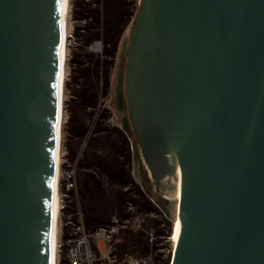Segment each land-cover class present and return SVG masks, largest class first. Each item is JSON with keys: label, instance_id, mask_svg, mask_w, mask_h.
<instances>
[{"label": "water", "instance_id": "95a60500", "mask_svg": "<svg viewBox=\"0 0 264 264\" xmlns=\"http://www.w3.org/2000/svg\"><path fill=\"white\" fill-rule=\"evenodd\" d=\"M140 1L130 98L181 141L171 263L264 264V0ZM60 10L61 0H0V264H51Z\"/></svg>", "mask_w": 264, "mask_h": 264}, {"label": "trees", "instance_id": "16d2710c", "mask_svg": "<svg viewBox=\"0 0 264 264\" xmlns=\"http://www.w3.org/2000/svg\"><path fill=\"white\" fill-rule=\"evenodd\" d=\"M140 3L139 0H69L68 3L62 125V148L66 147L67 153L61 156V202L66 204V211L74 210V202L64 196L68 193L75 197L73 191H66L65 170L77 162L78 171L94 172L85 174L87 190L82 191V177L80 185L89 232L109 224L112 216L144 219L140 227L125 228L113 240L112 249L120 262H125L127 257H153V251L160 248L150 243L148 233L150 226L155 225L150 216L160 214L159 203L134 179L128 137L122 129L107 122L111 114L103 108L102 100L111 87L122 38L132 25ZM96 42L101 43L99 52L94 50ZM82 145L85 152L80 157ZM61 227L56 264L67 263L66 233ZM156 235L170 240L173 227L170 225L166 234L158 228ZM153 258L156 264H170L172 260L170 253L165 258L158 255Z\"/></svg>", "mask_w": 264, "mask_h": 264}, {"label": "built area", "instance_id": "2783aa9c", "mask_svg": "<svg viewBox=\"0 0 264 264\" xmlns=\"http://www.w3.org/2000/svg\"><path fill=\"white\" fill-rule=\"evenodd\" d=\"M94 50L98 52L101 51V43L96 42ZM107 122L113 124V118L110 117ZM80 181L78 164L76 162L70 168L65 170L66 191H73L75 197H70L68 193L64 196L66 198L69 197V199L74 202L73 211L65 210L67 206L66 204H62L61 194L58 188L59 212L57 236H59L60 227H64L66 233V264H122L118 256L113 252L112 242L119 235L121 230L131 227L138 228L142 225L144 219L140 216L126 219L112 216L109 224L98 226L95 231L89 232L86 227L85 216L81 205ZM128 207L131 208L130 203H128ZM151 235H154L153 229ZM151 240H153V237ZM98 243H100V245H98ZM59 246L60 244L58 242V248ZM127 264H156V262L153 257L140 259L132 257ZM170 264L172 263L170 262Z\"/></svg>", "mask_w": 264, "mask_h": 264}, {"label": "flooded vegetation", "instance_id": "af4514ba", "mask_svg": "<svg viewBox=\"0 0 264 264\" xmlns=\"http://www.w3.org/2000/svg\"><path fill=\"white\" fill-rule=\"evenodd\" d=\"M130 73L131 70L128 65L124 88L128 107L125 103V96L121 92L119 104L115 106L118 114L122 115V117L119 118L117 127L122 129L128 137L130 153L132 154L133 160L135 155H138L135 158H139L141 164V166L138 165V168L143 184H145V182L150 183L151 186H153V193L150 194L156 195L158 198L156 196L154 197L159 200L163 197L161 188L171 187L174 175L175 179H177L179 167H177V163L173 161V156L175 145L181 143V141L176 140V138H166L165 134H162L157 126H153L148 121V116L145 114L146 112L143 111L144 113H141V108L130 98L132 90V78L130 77ZM143 115L148 123L145 122ZM138 145L140 147V155L137 150ZM135 150H137L136 153ZM133 162L132 167L134 166ZM177 182H175V187ZM141 187L143 188V186Z\"/></svg>", "mask_w": 264, "mask_h": 264}, {"label": "rangeland", "instance_id": "374dc122", "mask_svg": "<svg viewBox=\"0 0 264 264\" xmlns=\"http://www.w3.org/2000/svg\"><path fill=\"white\" fill-rule=\"evenodd\" d=\"M140 1V0H139ZM141 2V1H140ZM142 2L139 5L137 14L141 8ZM136 14V16H137ZM68 19V18H67ZM136 17L134 18V21L132 22V25H130V27L128 28V30L126 31V33L124 34L122 41H121V45H120V50L117 54L116 57V62H115V66L111 75V87L109 90V93L107 95V97L105 96L102 100H103V104L104 107L107 109V113L111 114V118H113V124L117 126L119 123V118L122 117L121 114H118V111L116 109V105L119 104V99H121V92L124 94L125 96V83H126V68H127V60H128V52H129V47H130V42H131V36H132V30H133V25L135 22ZM67 27V26H66ZM70 26H69V31H70ZM68 37V30H67V36ZM66 50H67V43L65 44ZM65 69H66V65H65ZM66 73V72H65ZM64 96V95H63ZM123 101V99H122ZM126 101V98H125ZM126 103V102H125ZM64 104V103H63ZM127 106V103H126ZM64 108V105H63ZM127 109V108H126ZM68 119V116H65V120ZM63 120H64V111H63ZM63 122V121H62ZM137 144V142H136ZM68 148V146H67ZM139 145H138V154L139 153ZM137 150H135V153L137 152ZM85 152V146L82 145L81 149H80V157L82 155V153ZM67 153L66 151V147L62 148L61 146V156L65 157V154ZM138 155H135V157ZM61 157V158H62ZM134 157V166L132 167V172L134 175V179L136 180V182H138L141 186H143V188L145 189V191L147 193H149L150 196L154 197L156 195H151L150 193H153V186H151L150 183L145 182V184H143L141 177H140V172H139V168L138 165L141 166L139 158H135ZM60 168H61V164H60ZM145 170V169H144ZM89 173V174H88ZM93 171H87L85 172V170L80 171L79 170V175H80V180L82 177V191L83 190H87V186H86V182H85V178L88 175L93 174ZM179 176V174L177 175ZM177 179H175V175H174V179L175 181H179V178L176 177ZM59 181H60V175H59ZM178 183V182H177ZM176 183V187H177V194L176 196H173L169 190L167 188H161V194H162V199H157L156 197H154L153 199L155 201H157L159 203L160 206V214H154L151 215L150 218L152 219L153 223L155 225L152 224V226H150L148 233H149V237H150V243L152 245H154V243L160 247L156 252L153 251L152 256H161L162 258H165L169 255V253L171 254V258L173 257V252H174V248H175V242L172 238V236H170V240L166 239L165 236H162L161 238L158 237L156 235L157 229L159 228V230H161L162 232H164L165 234L167 233V230L169 229L170 225L173 227V236H174V230H175V226L178 220V216H180V212H179V207H180V201L181 198L179 199L178 196V184ZM81 184V181H80ZM89 191V190H88ZM87 191V192H88ZM80 199L81 202L84 199V197L82 196V193L80 194ZM89 195L91 196V191L89 192ZM59 197V196H58ZM62 198V197H61ZM84 202V200H83ZM108 210L111 208V204L108 203L107 206ZM145 221H147V219H145ZM62 222H63V218H62ZM62 228V227H61ZM64 229V227H63ZM152 229L154 230V235H151V231ZM65 232V229H64ZM153 237V240H151V238ZM98 245H100V243H98ZM57 254V253H56ZM157 254V255H156ZM132 257H127L125 259V262H121L122 264H127L129 263V260ZM56 260H57V256H56ZM160 260V259H159ZM57 262V261H56Z\"/></svg>", "mask_w": 264, "mask_h": 264}, {"label": "bare ground", "instance_id": "6f19581e", "mask_svg": "<svg viewBox=\"0 0 264 264\" xmlns=\"http://www.w3.org/2000/svg\"><path fill=\"white\" fill-rule=\"evenodd\" d=\"M68 3L69 0H61V14H62V48L60 52V71L63 73V70L66 65V51H65V44L67 43V27L65 24V21L67 22L68 18ZM65 26V30L63 31V27ZM64 53V55H63ZM65 61V63H64ZM65 64V65H64ZM64 81H65V72H64ZM64 96L61 95V107L64 105ZM63 104V105H62ZM60 124L61 127L63 125V109L60 111L59 114ZM62 132L61 134H58L57 137V145L55 150V177H54V184L52 189V196H51V221H50V254H51V264H56V256H57V248H58V236H57V221H58V206H59V194H58V188H59V175H60V164H61V146H62ZM61 141V142H60ZM61 143V144H60ZM179 178L178 181V196L179 199L181 198V192H182V183H181V174L178 172ZM182 229V221L180 219V216H178V220L175 226L174 230V236L173 240L175 242V245L179 242L180 234Z\"/></svg>", "mask_w": 264, "mask_h": 264}]
</instances>
